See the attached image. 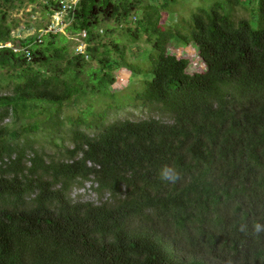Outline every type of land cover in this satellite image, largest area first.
<instances>
[{"label":"trees","instance_id":"trees-1","mask_svg":"<svg viewBox=\"0 0 264 264\" xmlns=\"http://www.w3.org/2000/svg\"><path fill=\"white\" fill-rule=\"evenodd\" d=\"M37 1L0 0V264H264V0L179 22L167 0H81L56 34L62 0H44L47 22L15 37L12 12ZM172 44L194 46L204 72ZM118 70L170 122L64 116L113 97ZM86 183L97 203L75 200Z\"/></svg>","mask_w":264,"mask_h":264},{"label":"rangeland","instance_id":"rangeland-1","mask_svg":"<svg viewBox=\"0 0 264 264\" xmlns=\"http://www.w3.org/2000/svg\"><path fill=\"white\" fill-rule=\"evenodd\" d=\"M216 1L221 0H167L166 3H169V22H174L176 19V21L179 22L183 18L189 20L194 12L201 8H210L212 4L216 3ZM43 2L44 0H40V2L37 1L35 4L25 5L21 8H18L17 11L12 12L10 20L16 19L18 22V26L14 30L15 37L25 38L26 36H33L37 31L36 27L38 26V23L40 22L45 24L47 22L45 20L46 15L44 17L43 12L41 11ZM237 17L249 19L250 14L247 10L238 8ZM108 25L111 26V28L115 27L113 23H109ZM114 37L119 38V32L116 31ZM75 40L78 41L77 39ZM81 42L82 41H80L79 44ZM103 42H107V39H104ZM124 42L125 41L122 40V43ZM144 47H146V45L143 41H141L138 45V48L143 50ZM133 48L135 49V46H133ZM169 51L178 58H185L189 60L190 66L188 72L190 74L204 72V65L198 57L197 50L194 46H177L176 44H172ZM132 52L138 55L140 51L134 50ZM132 52L127 53V58L130 62L134 59L130 56ZM144 56L146 58L147 53H145ZM137 62L143 66L144 69L147 68L148 65L150 66V63L147 61V65H145V63L142 61V58L137 61L135 60V63ZM92 65L93 67H96L95 63H92ZM122 72L124 73L122 74ZM115 75L117 77V82L112 87L111 92L114 94L113 97H110L109 95L108 97L89 95L83 99L81 98L79 100H74L64 107V116L75 117L80 115L81 117L90 119L91 113L101 112L108 109L109 107L108 119L110 122L123 120L139 121L150 118H161L165 122H170V118L158 111L157 108L150 109L148 107H142L141 105L136 106V104L139 102L135 101L133 92L137 89V87L134 86H138V79L133 80L130 84L127 71L118 70ZM87 107L89 108L87 109ZM74 198L75 200L82 202H98L97 195L91 190L90 183H86L85 188L77 189L74 192Z\"/></svg>","mask_w":264,"mask_h":264},{"label":"built area","instance_id":"built-area-1","mask_svg":"<svg viewBox=\"0 0 264 264\" xmlns=\"http://www.w3.org/2000/svg\"><path fill=\"white\" fill-rule=\"evenodd\" d=\"M80 2L81 0H62L59 9L51 15L47 29L44 32L54 34L64 33L66 28L71 24L72 14ZM81 36L85 38L86 35L83 33ZM84 46L83 43L79 44L76 50L77 53L83 54L85 51Z\"/></svg>","mask_w":264,"mask_h":264},{"label":"clouds","instance_id":"clouds-1","mask_svg":"<svg viewBox=\"0 0 264 264\" xmlns=\"http://www.w3.org/2000/svg\"><path fill=\"white\" fill-rule=\"evenodd\" d=\"M161 178L167 181H175L178 179V175L174 172V170L170 167H165L161 171ZM256 229L259 231L260 230V225H256Z\"/></svg>","mask_w":264,"mask_h":264}]
</instances>
